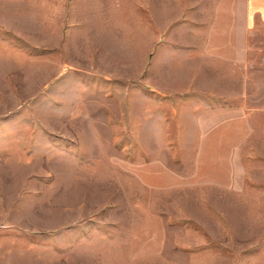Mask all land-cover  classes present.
Here are the masks:
<instances>
[{
  "label": "rangeland",
  "instance_id": "obj_1",
  "mask_svg": "<svg viewBox=\"0 0 264 264\" xmlns=\"http://www.w3.org/2000/svg\"><path fill=\"white\" fill-rule=\"evenodd\" d=\"M251 4L0 0V264H264Z\"/></svg>",
  "mask_w": 264,
  "mask_h": 264
},
{
  "label": "crops",
  "instance_id": "obj_2",
  "mask_svg": "<svg viewBox=\"0 0 264 264\" xmlns=\"http://www.w3.org/2000/svg\"><path fill=\"white\" fill-rule=\"evenodd\" d=\"M256 15H258L262 25L264 26V0H252L250 10L248 11V20H251Z\"/></svg>",
  "mask_w": 264,
  "mask_h": 264
}]
</instances>
